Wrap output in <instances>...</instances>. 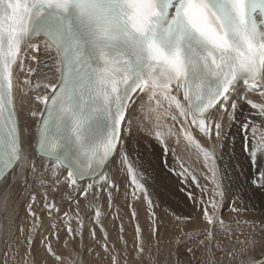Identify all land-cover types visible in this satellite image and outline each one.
Returning <instances> with one entry per match:
<instances>
[{"label": "snow or ice", "instance_id": "obj_1", "mask_svg": "<svg viewBox=\"0 0 264 264\" xmlns=\"http://www.w3.org/2000/svg\"><path fill=\"white\" fill-rule=\"evenodd\" d=\"M35 53L50 56L48 71H41ZM25 109L35 121L32 131L22 127ZM134 129L151 136L165 157L170 153L180 168L176 174L200 189L198 197L188 196L205 227L189 229L192 217L170 213L176 221L167 241L175 246L169 253L174 264H184L181 246L189 253V264H225L226 256L231 264L233 257L247 255L260 243L264 221L242 217L251 210L243 196L232 200L235 216L226 220L222 215L228 193L218 150L227 147L225 141L234 147L240 136L250 161L246 182L264 193V0H0V187L19 181L27 192L38 185L43 190L40 207L51 218L60 209L49 192L66 186L76 194L70 198L76 210L63 213L64 224L69 238L79 235L83 247L80 197L91 193L100 200L106 193L111 207L119 191L111 170L119 161L133 200H141V193L147 202L155 236L158 205L128 150ZM172 143L190 151L192 164L177 156ZM193 165L206 184L199 182ZM28 198L31 225L20 264H36L33 236L44 219L33 208L37 196ZM92 199L84 206L95 209L99 224L101 205ZM0 207L8 209L7 191ZM19 230L23 235V226ZM100 231L104 252L112 264H121L102 225ZM141 232L137 224L134 259L156 264L152 249L158 256L161 240L146 250ZM90 234L95 239V228ZM45 246L59 264L63 258L51 243ZM17 255L18 246L14 261ZM128 255L125 242L123 264ZM240 264L258 262L249 257Z\"/></svg>", "mask_w": 264, "mask_h": 264}, {"label": "bare ground", "instance_id": "obj_2", "mask_svg": "<svg viewBox=\"0 0 264 264\" xmlns=\"http://www.w3.org/2000/svg\"><path fill=\"white\" fill-rule=\"evenodd\" d=\"M35 54L40 59L39 67H40L41 71H48L49 67L53 63L50 56H48L46 54H40V53H35ZM28 63L33 68L38 67L36 62L29 60ZM53 74L57 75V76L59 75L58 73H55L54 71H53ZM252 99L254 101H257V102L260 100V98L258 96H253ZM26 113H27V109L24 110V113L21 114V117H20L22 127H24L26 125L29 128V131H32L35 127V121L30 120L27 117ZM234 131H235V129H233V132ZM194 134L197 136L198 139L201 140L202 143H206V141L203 140V138L200 136V134H198V133H194ZM229 135H232V132H230ZM241 143H242L241 138L238 135L236 136V143H235L234 147L231 145V143L229 141H225V144L227 145V147L218 150V155L223 156V159H221L219 161V164L224 169H227V170H230L231 168L234 169V172L237 174V180H236L235 184H237L238 188L239 187H249L250 188L249 190L244 189L245 190V196L244 197H247L248 199L253 200V201L254 200H256V201L262 200L264 198L262 192H260L258 189L254 188V187H251L246 182L248 179V176L251 173V169L249 167L250 161L248 159L247 152L242 149ZM26 146H27V143H26ZM170 146L175 148L176 154H182L183 155V154H188L186 152L190 153V151L185 150L183 145H176V144L172 143V144H170ZM177 146H178V148H177ZM29 150H31V149H29ZM128 150L130 152L132 160L137 163L139 171L144 174V180H142L141 182L144 183L145 186L147 187V189L149 191V195L151 196L153 201L157 202V204L159 205L157 213L159 214L160 219L162 221H165L166 220L165 218L167 217V211H165V209L168 210V209L172 208V209L180 211L182 207L183 208L185 207L183 204H186V203L189 204V202L191 203L189 197H186V195L188 193H191V192H189L186 187H184V188L182 187V189H183L182 191H177V189H176L177 192H175V193L178 196H176V194L174 192L161 194V192L159 190L160 183H161L160 181H162L160 179V172L162 173L161 170L162 169L164 170L165 169L164 166L167 167L168 163L169 164L173 163L174 159L170 153L167 155V157H165V155L163 153V149L151 136H148L145 132L139 131L138 129H134V138L130 139L129 144H128ZM230 158H232V160L236 159V162L231 163L229 166L228 164H225V162H226V160H230ZM165 159L167 161L166 165L163 164V162H165ZM166 169H168V168H166ZM111 175L113 176L115 182L119 185L120 188L121 187L133 188L131 186L130 179L127 176L121 174V170L119 167V161L117 162V165L114 166L113 169L111 170ZM168 180H169V178H168ZM29 183L30 184L33 183L31 178H29ZM234 186H236V185H234ZM172 188L173 187H171V189ZM226 188H227V193H228V198L226 200L229 201V203L231 204L232 203L231 202L232 197H234L232 194V190L234 188L233 187H227V186H226ZM5 191H7V193H8V209L5 210L3 207H0V229H2V232H0V264H3V262H2V257L4 255L3 252L6 251L7 247L9 246V243H10V241L8 240V236L10 235V232L19 231L20 226H23L22 224L24 223V220L26 218V214H25L27 211L26 208H27L28 203L30 202L29 198H28L30 193L35 194L37 196V204H34L33 206H35V209L38 210L39 215L44 218L43 224L48 223V220H49L48 215H47V211L40 207L44 201H43V195H42L43 190L38 185H34L33 187H30L29 190L27 192H25L19 181L15 182V183L10 182V185L7 188L0 187V197L3 196ZM234 191H236V190H234ZM137 194L141 195V197L143 198V195L141 193H137ZM75 195L76 194L71 193L70 190L66 186L61 185V187L58 191H56V192L50 191L49 192V199L50 200L54 199L55 203H57V205L59 206V208L62 209V211H69L71 213L72 212L75 213L76 205L70 202V198L74 197ZM181 196H182V200L179 199V197H181ZM177 198L179 199L178 201L182 202V206H178L177 205L178 202L176 204ZM87 199H92L91 193L89 194L88 198L80 197L81 210H85V208H89V210H87L84 214V218H85L84 221L87 223V227H88L90 225L91 219L93 218V214H92V218H91V212H92V209H94V208L84 206ZM183 199L185 200L184 201L185 203L183 202ZM103 202H108L106 193L101 194L100 200L92 199L93 204H101ZM141 202H142L141 200H132L128 204L127 210H128V213L131 217H132L133 210H135L137 212V214H139V211H140L139 207H140ZM175 205H177V206H175ZM147 208H148V205L146 203L145 209H147ZM183 210H186V209H183ZM190 213H191V211H190ZM28 217H29V215H28ZM133 220H135V218H133ZM91 223H93V222H91ZM25 224H26V222H25ZM93 224L95 225V223H93ZM101 225L104 227V229L108 233L109 244L113 245V239L110 236L111 234L108 231L109 229H107L109 227V223L105 222L104 224H100L99 226L97 225L98 229L101 227ZM28 227H29V225H26L27 231L29 230ZM86 229H88V228H86ZM39 231H40V233L36 237L34 244H33V250H34L36 264H58V262L54 259V257L47 252L46 246H43L44 232L41 229ZM88 232H86L85 235L83 236V247H81V241L78 240L79 238L78 239L72 238L71 240L70 239L64 240L60 244V247L58 248V250H56V254L60 255L63 259L59 262V264H94V262H100L99 260L101 258L91 257V254L89 255V252H88L89 250H88L87 244L90 243L93 240V238H92L91 234ZM165 232H167V231H165ZM173 234H174V232H173V230H171L169 235H173ZM166 235H167V233H166ZM166 235H164L162 237L165 238ZM166 239H168V238H166ZM6 240L8 241V243H6L7 246L5 248V241ZM65 241H67V247H65ZM101 252H102L101 256L104 257L106 253L104 252V250H102ZM250 257H254L255 260L258 262V264L264 263V248L255 251L254 253L251 254ZM130 263H132V264L135 263V260H131Z\"/></svg>", "mask_w": 264, "mask_h": 264}, {"label": "rangeland", "instance_id": "obj_3", "mask_svg": "<svg viewBox=\"0 0 264 264\" xmlns=\"http://www.w3.org/2000/svg\"><path fill=\"white\" fill-rule=\"evenodd\" d=\"M177 148H178V146H177ZM186 153H188V154H183V155L177 154V156L182 158L187 164H192V160L189 159L190 153L189 152H186ZM233 162H236V159L232 160V158H230V160H226L225 164H228L230 166V164ZM163 164L166 165L165 162H163ZM168 164H167V167L164 166V168H165L164 170L163 169L161 170L162 173L160 172V179L162 181H160L161 183H160L159 190H160L161 194H166V193H170V192L175 193L177 191H182L183 190L182 187L183 188L186 187L188 189V191L193 194L194 197H198L200 195V189L196 187L195 183L191 182L190 179L188 181H185L181 176L176 174L177 172L180 171L179 165L176 162H174V160H173V163H171L169 165ZM193 167H195L197 169L196 175L199 179V182L201 184H206L207 181H205L203 175L201 174V170H200L199 166L193 165ZM166 168H168V169H166ZM234 173L235 172H234L233 168H231L230 170L225 169L224 183L227 187H233L234 188L232 190L233 196H235L236 194H240L241 196H243L244 200L248 204L251 205V210L242 213L241 214L242 217L244 219L264 221V198L262 200H257V201L254 200L253 201V200L248 199L247 197H244L245 196V190H249L250 188L249 187H239L240 188L239 189L237 184H235V182L237 180V174L236 173L234 174ZM168 178H169V180H168ZM234 185H236V186H234ZM171 187H173V188L171 189ZM176 189H177V191H176ZM234 190H236V191H234ZM130 191L132 192L133 188H131V187H121L120 188L119 187L118 193L115 192L113 194V200H112L111 207H109L108 202H103L100 204L102 215L99 218L100 219L99 224H96V221L94 219L95 218V209H92L91 218H92V214H93V218L91 219V222L95 223L96 226L90 222V225L87 227V223L84 221L85 220L84 214L87 210H89V208H85V210L80 211V216H81V219L83 220V223H84V227L82 229L83 236L88 231H89L88 233H91V229H93V228H95V230H96L95 239H93L90 243L87 244L88 250H89L88 251L89 255L91 254V257L101 258L99 260L100 262H94V264H112V259H111L110 255H108L106 253L104 257L101 256V253H102L101 251L103 250L102 244L104 243V235L100 231V228L98 229V226L100 224H104L105 222L109 223V227L107 229H109L108 231L110 232V234H111L110 236L113 239V245L115 244L116 248L119 250V252L121 254V256H120L121 264H123V253L125 250V242L127 244V251L129 254L128 255V264H132V263H130V261L135 260L134 257H135V252H136L135 245L137 243V234H136V225L137 224H139L140 228L142 229L141 236L143 237V239L146 242V250H147V246L152 245L156 239L161 240V244H160L161 251H160L158 256H157L155 248L153 247V249H152V255L156 256V264H174L175 257L171 256L169 253L171 250L174 249L175 246L168 244L167 241L169 239H171L172 236L174 235V234L173 235H169V234H170L171 230H173L176 221L170 213L174 212L176 215L192 217L193 219L190 222L189 229H191L193 227L203 228L206 226L204 224V222L202 221L200 212L197 211V207L194 204L193 200H190L191 203L189 202V204L188 203L183 204L185 207L184 208L182 207L180 211L172 209V208L168 209L169 211H167V217L165 218L166 220L163 221V223H159V221H162L160 219L159 214L157 213L159 205L157 204V202H154L158 205L155 208V212L157 213L158 223L156 225V228H157L156 235L153 236V234L150 231L151 219L149 217L148 208L145 209L147 202L143 198L141 199L142 202L140 203L139 214H137V217L135 218V220H133V218L129 215L128 210H127V206L133 200ZM125 193H127V195H125ZM262 194L264 196V193H262ZM176 196H178V195L176 194ZM186 197H189L188 194L186 195ZM233 198L234 197H232V200H233ZM179 199L182 200V196L179 197ZM179 199L178 198L176 199L177 200L176 204L178 202L177 205L182 206V202L178 201ZM184 201L185 200L183 199V202ZM177 205H175V206H177ZM57 207L59 208L58 205H57ZM231 207H232V203L230 204L229 201L225 200V207L222 209V215L225 217L226 220L235 216V214L231 213V211H230ZM33 208L35 209V206H33ZM59 209H60V214L55 215L56 217L53 215V217H51V218H49V216H48V219H49L48 223H46V224L44 223L43 227L41 229L44 232L43 246H45L48 243H51V246L55 252H56V250H58V248L60 247V244L64 240H69V239L71 240L72 239V238H69V236L67 234V228L64 224L65 218L63 217V213L69 212V211H62L61 208H59ZM183 209H186V210H183ZM26 210H27L25 213L26 218L24 220V223L22 224L23 228H24V234L22 235L20 233V230H19V231L12 232L15 234L12 235L10 239L8 236V240L10 241L9 245L11 244V249L8 246L6 251L4 250L5 252H3L4 255L2 257L3 264H5L6 254H7V264H20V262L23 261L24 253L26 251V245L24 243H22V241H24L25 237L28 234V231L26 229V225H29L28 228H30V225H31V219H30V217H28V208H26ZM190 211H191V213H190ZM69 214L73 215L74 212H72V213L69 212ZM25 222H26V224H25ZM53 223L56 224L55 228L52 226ZM121 225L123 226V232H121ZM72 227L73 228L77 227L75 220L72 221ZM86 228H88L89 230ZM165 231H167V232H165ZM39 233H40V231H37L34 234L33 244H34L36 237L39 235ZM166 233H167V235H166ZM164 235H166L165 238L162 237ZM121 237L123 239H121ZM74 238H77V239L79 238L78 240H80L79 235H77ZM166 238H168V239H166ZM258 240L260 241V243H258L253 249H251L247 255H241L238 257H233L231 259V264H240L241 260H244V261L246 259L248 260L252 253H254L255 251H257L259 249H263L264 248V233H261V235L258 237ZM113 245L109 244L110 250H111V247ZM6 246H7V244L5 243V248H6ZM17 246L19 247V255L16 256L15 261H14L11 254L13 252H16ZM32 247H33V245H32ZM235 247L239 248L240 245H236ZM200 254L201 253L198 251L197 255L199 256ZM179 256L184 261V264H189V260H188L189 253H187L186 251L183 250V246H181ZM217 256L218 257L220 256L219 252L217 253ZM142 259H143V264H150L149 260L144 259V258H142ZM224 261H225V264H228L229 257H227V256L224 257ZM133 264H140V261L138 262L137 260H135V263H133Z\"/></svg>", "mask_w": 264, "mask_h": 264}]
</instances>
